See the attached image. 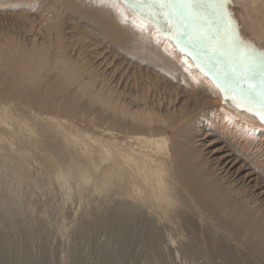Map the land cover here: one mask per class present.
Returning <instances> with one entry per match:
<instances>
[{"label": "bare ground", "instance_id": "1", "mask_svg": "<svg viewBox=\"0 0 264 264\" xmlns=\"http://www.w3.org/2000/svg\"><path fill=\"white\" fill-rule=\"evenodd\" d=\"M11 1L29 28L26 41L0 42V238L25 226L16 250L31 254L35 226L20 190L37 189L25 150L43 147V174L62 199L64 185L78 194L82 183L104 203L123 199L132 226L127 240L139 235L130 262L163 258L167 242L178 237L181 244L185 236V264L188 254L196 255L194 264H264V128L256 118L224 103L188 50L119 0ZM230 2L246 44L262 51L264 0ZM171 12L178 14L173 4ZM196 18L195 36L201 28L204 51L212 53L197 56L217 68L229 59L228 33L204 10ZM49 139L56 141L52 152ZM137 211L153 217V230H144ZM106 245L100 264H112L114 248Z\"/></svg>", "mask_w": 264, "mask_h": 264}, {"label": "rangeland", "instance_id": "2", "mask_svg": "<svg viewBox=\"0 0 264 264\" xmlns=\"http://www.w3.org/2000/svg\"><path fill=\"white\" fill-rule=\"evenodd\" d=\"M5 1L6 0H0V42H4L11 38L26 41L29 28L27 26V21L16 16V12L18 13L20 10L17 9L16 5H13V1ZM165 1L166 0H119V2L132 11L135 16H138L137 18L139 20H143L146 24H149L160 37L168 41L170 38L167 33L171 31V21L169 19L165 21L162 17L166 5ZM171 1L173 7L178 11V14L175 16L178 19V25L174 31L177 42L193 43L198 42L199 39L204 41L203 43L207 41L205 40L207 39L205 37L206 33L202 31L201 28L197 30L200 36H195L192 25V23L196 21V16H198L201 10L206 11L212 18L222 24L228 33V38H226L223 48L229 52L230 55L228 56L230 61L234 63L237 68L245 72L254 90L264 91V49L262 51L258 50V52H252V50H250V47L246 44L249 40L248 37L241 35V33L244 34V32H242L241 29L240 14L237 9L232 8L233 6L230 0ZM243 42L245 43L242 44ZM193 52H190L191 55H193V63L197 65L207 79H210L215 84V88L222 93L223 102L225 103V101L231 100V102H233V104L231 103L232 106L239 108L240 113L247 112L250 117H255L256 121L264 128V119H262L263 107L256 101L250 99L246 92L243 91L240 77L238 78L237 75L233 74L229 66L223 61H221L222 64L218 62L220 64V66L217 65L219 68L201 64V59L199 60L197 54H199V56L204 55L210 57L212 53L209 51ZM260 102L263 104V101L260 100ZM53 115L54 117L63 116L62 114L56 113H53ZM77 129L82 132H89L79 126ZM11 135L14 138L16 136L15 134ZM47 142H49L47 146L48 150L52 152V145L50 144L52 143L56 146V141L49 139ZM42 148L38 147L37 151H34L33 147H29L25 150L26 155H31V159H27L26 167L28 166L27 169L29 172L30 168L31 171L33 170L32 173L30 172V175L34 180L37 176L35 180L36 182L38 181L37 189L35 191L28 189L20 190L21 193L26 196L25 198L28 199V201L25 202L27 205V220L35 226V234L33 235L31 243V254H28L29 250H16L17 243L21 240L22 234L26 232L25 226H17V229L13 231L14 234H9L6 237L0 238V247H4V255H0V264H36L35 261H39V264H100L103 252L101 245L105 247V244H107L106 247H108V244L113 245L114 251L111 254L112 264H146L145 260L144 263H142L143 259L130 262L133 255L132 253L134 249H136L134 244L139 239V235L131 238L133 242L127 240L132 226L129 225L131 222H129L130 219L125 216L123 208L120 207L123 199L118 200L117 198H113L110 202H107V204L102 202L101 198L97 195L87 196L89 195L88 190H90V183H82L80 186L82 190H79L80 192L78 191V194L77 189H75V191L73 186L70 188L67 184L64 185L68 197L62 199V196H60L57 190L54 191L55 189L50 187L51 190L53 189L51 191L48 187V176L44 175L46 173L43 174L45 166L48 163L46 160L48 156ZM40 155L42 157H39ZM30 161H33V163ZM34 162L36 165L38 164V168L35 166ZM43 164L45 166H42ZM39 166H42L41 170ZM35 169L37 171H35ZM34 172L37 173L35 174ZM10 173L12 172L9 171L6 173L9 179L14 177L13 173ZM53 192L55 193L53 194ZM82 196H85L84 200L82 199V201H80ZM89 200L91 201L89 202ZM96 206L98 209L100 208V212L97 210ZM108 208H111L110 211H108ZM93 213H96L95 216ZM86 216H92L88 223L86 222ZM134 217H140V219L143 220L142 226L144 230H153V217L151 218L149 215L144 217V213L140 211H137ZM101 221L104 223L100 224ZM80 231H84L86 235L81 236V234H79ZM162 237L167 239L166 234ZM185 238V236L184 239L182 238L183 241L181 244L178 237L175 238V243L172 242L171 245L170 241L167 240L169 250L165 251L163 258L157 259L152 256V258H150L152 261L149 260L147 262H150V264H185L183 261L184 257L182 256L183 253L181 252ZM81 242L83 244L85 243L86 246L84 245V248L87 254H84V248L83 251H80L82 254L79 252L80 245L82 250L83 244ZM131 243L132 247H130ZM144 247V249L151 251V248H147V246ZM176 250L178 251L176 252ZM79 254H81L82 257ZM209 256L210 255L206 252L205 259H208ZM186 257L189 261L186 264L198 262L195 254H188ZM109 259L110 255L108 256V260Z\"/></svg>", "mask_w": 264, "mask_h": 264}, {"label": "water", "instance_id": "3", "mask_svg": "<svg viewBox=\"0 0 264 264\" xmlns=\"http://www.w3.org/2000/svg\"><path fill=\"white\" fill-rule=\"evenodd\" d=\"M165 7L162 13V17L164 16H168L169 14H171L173 16V18L175 19V21L173 22L172 26H171V31L168 34V37L173 41L174 44L177 45V47H181L183 49L188 50L189 52H193V51H202L204 52V50H206L204 47L205 43H203L202 40L199 39L198 42H179L177 43V41L174 38V31L178 25V19L177 17H175L172 12V4H171V0H166L165 1ZM224 62L229 66L230 70L232 71L233 74L237 75L238 78L240 77L241 82H242V88L243 91L246 92V94L248 95V97L250 99H252L253 101H256L259 105H262L264 107V104H262L260 102V98L262 95H264V91H258V90H254L253 86L249 83L248 81V77H246L245 72L240 69L237 68L234 63H232L230 61V59H228L227 57H223ZM262 119H264V109H263V113H262Z\"/></svg>", "mask_w": 264, "mask_h": 264}]
</instances>
